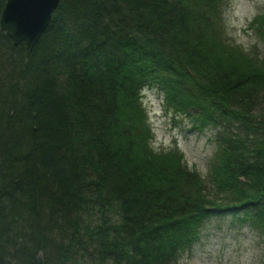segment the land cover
<instances>
[{
  "label": "trees",
  "instance_id": "16d2710c",
  "mask_svg": "<svg viewBox=\"0 0 264 264\" xmlns=\"http://www.w3.org/2000/svg\"><path fill=\"white\" fill-rule=\"evenodd\" d=\"M223 1L60 0L28 57L0 29V264H172L227 214L264 232V11L245 51ZM144 88L215 129L207 183L152 146Z\"/></svg>",
  "mask_w": 264,
  "mask_h": 264
},
{
  "label": "rangeland",
  "instance_id": "374dc122",
  "mask_svg": "<svg viewBox=\"0 0 264 264\" xmlns=\"http://www.w3.org/2000/svg\"><path fill=\"white\" fill-rule=\"evenodd\" d=\"M263 11L264 0H224L220 15L225 38L245 51L253 46L263 50L249 27L250 20ZM141 95L154 134L152 146L156 150L178 147L187 165L197 169L207 183L215 129L192 128L190 118L165 108L163 93L156 88H144ZM76 263L91 264L86 257H79ZM172 264H264V232L230 214L214 216L203 224L191 248L182 251Z\"/></svg>",
  "mask_w": 264,
  "mask_h": 264
},
{
  "label": "water",
  "instance_id": "95a60500",
  "mask_svg": "<svg viewBox=\"0 0 264 264\" xmlns=\"http://www.w3.org/2000/svg\"><path fill=\"white\" fill-rule=\"evenodd\" d=\"M60 0H6L0 12V29L13 44L23 42L28 57L33 46L48 26ZM42 263L41 255L37 256Z\"/></svg>",
  "mask_w": 264,
  "mask_h": 264
}]
</instances>
